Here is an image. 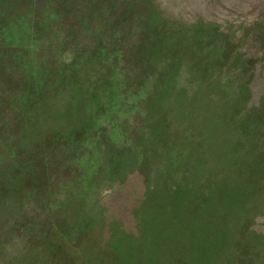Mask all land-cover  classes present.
I'll return each mask as SVG.
<instances>
[{"label": "rangeland", "instance_id": "rangeland-1", "mask_svg": "<svg viewBox=\"0 0 264 264\" xmlns=\"http://www.w3.org/2000/svg\"><path fill=\"white\" fill-rule=\"evenodd\" d=\"M0 264H264V0H0Z\"/></svg>", "mask_w": 264, "mask_h": 264}]
</instances>
